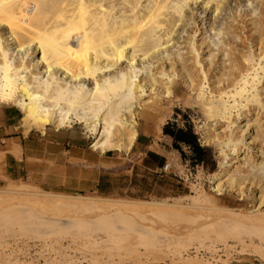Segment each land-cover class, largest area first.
Returning a JSON list of instances; mask_svg holds the SVG:
<instances>
[{
  "label": "rangeland",
  "instance_id": "obj_1",
  "mask_svg": "<svg viewBox=\"0 0 264 264\" xmlns=\"http://www.w3.org/2000/svg\"><path fill=\"white\" fill-rule=\"evenodd\" d=\"M9 1L12 0H1L0 5L3 3L8 8L12 4ZM36 1L34 0V3H44L46 6L43 5L42 7L41 4V8L38 9V6L36 10L44 14L43 20L32 22L33 27L40 30L45 26L47 27L51 22L50 20L53 22L57 17L60 19L59 17H62V14L63 16L67 14L66 9L70 11V8L77 5L75 4L77 0H56V2L52 0L53 3L50 0ZM88 1L98 3L100 0ZM122 1L110 0L109 6L104 4V8H113L111 15L108 17L110 21L121 19L120 15L122 13L118 12V6L122 5ZM134 1H123V5L126 8L128 7L129 14L126 11V15H130V11L137 8L142 12H138L141 14L139 18H135L136 15L130 17V23L133 21V23L140 24L141 28L143 27L142 29L139 28L141 34L142 31L143 33L147 32L148 36L150 31L149 33L152 32L153 36L156 35L158 39H161L159 41L151 35L149 38L147 37L148 40L144 37L146 36L144 33L143 39H147V42L164 44L153 49L151 45L150 49L148 44V50H150L148 54L151 50L155 51V58L150 59L147 58L148 56L143 57L144 59L140 58L138 65L134 64V70H139L138 74L142 71V77H146L147 74L151 73L156 76L162 74L163 79L165 78L164 81L168 83L169 80L173 81L172 84H175L179 90L174 92L170 98L142 92L140 102L143 110L138 105L134 107V104L130 106L131 108L129 107L132 112L143 111L147 113L148 111L149 114L146 120L137 121L135 124V140L128 149L108 150L103 153H99L91 147L94 137L92 129L94 127L98 129V121L94 119V115H90L93 114L91 111H88L87 114L92 120L87 118V123L71 120L62 126L46 124L43 127L31 129L27 133H22L23 127L20 119L23 116L22 113L14 105L6 104L15 107L18 111L17 126H20L21 129L17 128L18 131L29 137L35 151L42 149L45 156L50 157L51 165L55 164V166L52 167L50 176L45 179L34 174L32 177L28 176L11 183L0 182V264H44V262L45 264H48L47 262L62 264L69 258L68 256L78 255L82 250L85 253L90 251L89 254L93 251L92 254L103 256L104 259L107 258L106 260L109 258L114 260L113 262L109 261L110 263L106 261L107 264H203L204 261L214 262L215 264H264V200L258 208L249 210V204L251 203L249 192L247 191L246 195L241 198L237 195V191L233 189L234 185H238L240 181L237 175L242 166L241 164H243L242 159H232L231 162H234V164L237 161V166H227L231 169L228 168L227 173L228 176H231V179L226 180L228 182L232 180L234 183L230 184L233 185L226 187V190L222 189L219 193L212 190L210 183L212 175L221 171L219 165L222 160L221 153L227 150L225 147L226 136H223V133H220L217 129L213 130L211 128L209 133H205L201 128L204 123H216L217 127L218 125L219 127L228 126L230 125L228 118L236 115L237 109H231L232 112L229 110L230 113L226 109V106L232 104L231 98L228 100L220 99L214 94L215 92L210 91L209 82L205 78V74L208 73L206 65L214 60L209 73L214 76V78H210L213 79L212 84H217L216 75H219L223 68L227 70V67H229L224 65L226 59H228L226 57L228 52V55H234V58L237 57L236 61L239 60L240 62L243 61V58H249V56L251 58L253 54H257L260 50L264 53V41H260L263 43L261 44L247 39L250 34L255 38L258 35H264V0ZM31 2L32 0L29 3L33 4ZM54 2L56 5L59 4L58 8ZM85 2L87 1L85 0ZM64 6L65 8H63ZM133 6H135L134 10ZM46 9L51 11L48 12ZM90 9H94V7ZM133 13L135 12H132V15ZM175 13H179L178 16ZM157 15L161 17L158 18ZM156 17L157 19H155ZM53 18L55 19L53 20ZM145 18L149 21L146 22ZM143 20L144 22H142ZM37 23H39L38 26ZM20 30H17V33L14 29L13 33L18 34L17 36L24 34ZM4 31L6 32L3 27H0V33ZM137 33H139V30ZM261 37L264 40V36ZM126 50L129 51V48ZM7 52L12 53L13 58H15L14 54L17 53L13 49H9ZM26 54L32 64L31 66H35V54L31 53V50H26ZM22 55L25 56L22 52L18 53L16 57ZM254 56L252 58L255 59L256 55ZM180 58L186 59L188 64L191 63L188 71L187 69L181 71L179 63L182 60ZM171 61L174 62V68L169 70ZM227 62L230 63V61ZM244 62L246 61L244 60ZM152 65L154 66L153 69L150 67ZM260 66L264 67V64L261 63ZM128 71L126 60L120 64L118 69L112 71L107 78L114 79L115 76L120 77ZM189 73H192L191 75L196 73V76H193L195 80L192 82L195 87L189 83ZM199 73L203 76H200ZM52 74L54 73L52 72ZM55 74L57 73L55 72ZM46 75L44 79L48 80L51 76L48 78ZM57 75L56 78L58 79L59 73ZM197 76L199 79L195 78ZM64 82L67 81L64 80ZM69 84L72 85L73 83ZM86 84L84 82V85ZM148 103H152L153 107L147 108ZM78 112L83 114L84 111ZM88 115L84 114L85 117H88ZM253 117V115H247L246 120H250L246 123L244 117L241 116V120L234 124L245 129L242 133L245 134L246 142L249 143L250 148H262L264 147L261 140L264 139L263 134L261 135L260 132L262 138L256 134L260 130H258L259 128L256 126ZM116 118H120L121 122L125 121V115ZM168 122L176 123L178 126H183L186 122L191 124L199 144L207 152V158L203 165L190 166L189 153L185 147L182 149L184 152L183 157L172 149L169 138L163 135L161 130L163 125ZM261 122L264 126V120ZM118 123V121H115L114 124L116 125L113 124L110 131H114ZM253 126H256L257 129ZM206 136L210 137L209 141H205ZM215 137H220V139L214 142L212 138ZM147 152L163 156V165L167 164L166 170H159L163 165L154 170L146 169L143 160ZM64 163L72 167L70 168L72 172H69L71 183L67 187L58 183L60 179L58 164ZM239 163L240 167L238 166ZM78 165H82V170H79ZM261 166L258 175L264 177V164ZM235 167L236 172L234 171ZM232 170L234 173H232ZM228 176L226 178H229ZM82 180L83 184L78 183ZM235 182L237 183L235 184ZM254 184H252L251 194H258L259 191L256 188L260 187L262 190L263 183L259 186L258 183ZM239 187H242V185ZM49 193L50 195L81 196L115 203L137 201L161 202L169 205L160 206L157 211L152 209L148 211L150 213L146 212L144 215L143 212L133 215L132 213L114 210H106L104 214H101L98 212L99 208L92 207L87 211H83L84 213L81 211L82 214H80V210L79 212L74 210L70 212L58 207H50L48 210V208H40L37 203L27 202H30V198L33 199L37 195ZM31 194H35V196H31ZM52 208H56L54 212ZM57 208L59 211L56 214ZM151 211L153 212L151 213ZM58 214L62 216L60 217ZM107 224L110 227H118L117 225H119L128 229L126 231L122 230L123 233L118 231L119 233L116 232V234L113 232L114 228L111 229L109 226L111 232L108 229L105 230ZM133 227L139 229L136 230ZM114 230L117 231V229ZM139 230H142V232ZM89 235L90 237H88ZM160 241L165 245L162 251L168 254L173 253L178 259L177 262H146L143 258L142 260L137 258V254L143 252L144 242L152 247L153 244ZM152 251L157 253L155 250ZM152 251L149 254H154ZM51 258H54V261ZM102 258L101 260H104ZM58 260L60 262H57Z\"/></svg>",
  "mask_w": 264,
  "mask_h": 264
},
{
  "label": "bare ground",
  "instance_id": "obj_2",
  "mask_svg": "<svg viewBox=\"0 0 264 264\" xmlns=\"http://www.w3.org/2000/svg\"><path fill=\"white\" fill-rule=\"evenodd\" d=\"M30 1L31 0H12L9 1L12 2V4H10L8 8L3 3V6L0 5V27H3L6 30V32L4 31L3 33H0V103H10L22 113L23 116L20 119L22 122L23 133H27L31 129L43 127V125L46 124H51L53 126H62L64 123L71 120L79 123H84L86 121L88 122L87 118H90L87 112L91 111L93 114L90 115H94V119H97L98 121V129L95 127L92 129L94 137L91 143V147L99 151V153H103L108 150L120 151L122 148L128 149L136 138L135 124L137 123V121H143L149 117L148 111L147 113H144L143 111H138L135 113L129 109V107L134 104V107L138 105L139 108L143 110L141 108L140 102L141 93L149 92V94L153 96L161 95L163 98H170L174 94V92L179 90L177 89L178 87H176L175 84H172L173 81L171 82V80H169V83L164 81L165 78L163 79L162 74L161 76H156L154 73L147 74L146 72L147 76L142 77V71L138 74L139 70H134V64L136 63L138 65V60L140 61L141 59H144L143 57L148 56L147 58L150 59L155 58V51L151 50V52H149L150 54H148V51H150L148 50L149 47L151 49L152 46L153 49L156 46L159 47L160 45L157 40L155 41L158 44H155L153 42H151L153 43L151 44L147 42V39L152 35V32L149 33V31L148 34L150 35L148 36L146 34L147 32H144L146 35L144 36L143 31L142 34L140 33V24L138 25L137 23H133V21L132 23H130V17H134L136 15L135 18H139L141 14H139L138 12L141 11H139V8L137 7L136 8L138 9V11L137 9L134 10L136 6L135 4V6H133L134 11H130L131 16L126 15L125 12H128V7L126 8V6L123 5V0L122 5L118 6V12L122 13L120 15L121 19L117 21L112 19L110 21L108 17L109 15H111L110 13L113 8H104V4H107V6L110 5V0H98V3H90L88 0H86L87 2H85V0H77L76 3L74 2L75 4H77H74V8H70V11L68 9H66L68 11L65 10V12H68L69 15H67V13L65 14L66 16H63L62 14V17H59L60 19H58V17L56 19L53 18V20L55 19V21L52 22V20H50L51 22L48 24V26H45L43 29L40 27L42 29L40 30L38 28H34L32 22H35L36 20H40L41 22L43 20L44 14L36 11L38 6V9L41 8L40 5L42 3L37 4L34 3V0H32L33 4H30ZM50 2H52V0H50ZM55 2L54 4L56 5ZM43 5L44 3L42 4V7ZM58 5L59 4L57 3L56 7ZM44 7L46 6L44 5ZM91 7H94V9H90ZM63 8H65V6ZM47 11L49 12L51 10ZM132 12H135L136 14L133 13L132 15ZM145 14L147 15L148 12ZM178 14L175 13V15L177 16ZM159 16L160 15H157L158 18ZM157 17L155 19H157ZM147 21L149 20L146 19V22ZM142 22H144V20ZM156 24L158 23L156 22ZM38 25L39 23H37V26ZM14 29L16 31L21 29L20 32L23 31L24 34H19V36H17L18 34L15 35L13 33ZM138 30L139 33H137ZM143 36L148 38L145 40L143 39ZM154 36V39H158V36ZM259 36L261 37L264 35H258L255 38L250 34L247 39H249L251 42L253 41L254 43H261L260 41L264 40ZM158 40L160 41L161 39ZM170 40L171 38L169 39V41ZM127 48H129V51L126 50ZM9 49H13L15 50V52H17H14L15 58L12 57V53L7 52V50ZM26 50H31V53L35 54V66H31L32 64L30 63L29 58L26 54ZM22 52L25 54V56L22 55L16 57L18 53ZM228 54L229 52L226 54V57L228 59H226V63L224 61V65H227L229 67H227V70H224L223 68L222 72H220L219 75H216L217 84H212L213 79L210 78H214V76L209 73L210 66H213L214 60L206 65V70L208 71V73L205 74V78H207L209 82L210 91L215 92L214 94H216V96H218L220 99L228 100L231 98L232 104H229V106L225 105L226 109L228 110V113H230L229 110L231 111V109H237V112L234 116L229 115L231 116L228 118L230 121V125L236 123L238 120H241V116H243L246 123H248L250 119L246 120V116L253 115V120L256 126L259 128L258 130H260L258 132L259 134H256L260 135L261 132V135L263 134L262 137L264 138V126L261 122L264 120V67L260 66L261 63L264 64V53H262V51L260 50L257 54H253V56L256 55L255 59L252 58L253 56L251 58L249 56V58H243V61L241 62L239 60L236 61L237 57L234 58V55L232 56L231 53V55ZM126 60L127 66L129 68L128 73L125 72L120 77L115 76L114 79L107 78V76L112 71L118 69V67H120V64L122 62H125ZM181 60L182 62L179 63V65L181 66V71L183 72V70L186 69L188 71V68L190 66L189 64L191 63L188 64V61L183 58ZM244 60L246 62H244ZM227 61H230V63H228ZM170 63L169 65L171 66L169 67V70L170 68H174V62L171 61ZM150 67L152 69L154 68L153 65ZM259 69L260 71H258ZM52 72L54 74H52ZM55 72L57 74L59 73V80L56 78L57 74H55ZM160 73L161 71L159 72V74ZM191 74L192 73H189V77H187L189 78V83H191V86L195 87L192 82H194L193 80H195L193 76H196V73L193 75ZM199 74L197 75L199 76ZM45 75L48 76V78L49 76L51 77L48 80H45ZM201 75L202 74H200V76ZM198 76L195 78H198ZM61 80L63 81L61 82ZM64 80L67 82H64ZM71 82L73 83L72 85L69 84ZM84 82L89 84V86H87V84L84 85ZM197 85L196 87H198ZM241 102L244 103L242 104ZM146 107L151 108L153 107V104L148 103ZM81 110L84 111L83 114L78 112ZM84 114L88 115V117H85ZM122 115H125V121L123 122L120 121V118H116L117 116ZM115 121H118L119 123L117 124V127L114 128V131H110V128ZM230 125H225V127H219L218 125L217 127L216 123H204L201 126L202 130H204L205 133H209L212 128L213 130L217 129L220 133H223V136H226L225 147L227 148V150L221 153L222 160L219 163L221 171L212 175L210 183L212 185V190L216 191L217 193H219L222 189L226 190V187L228 186L231 187L233 184L231 185L230 183L234 182H232V180L230 182L227 181L231 179V176H228L229 174H227L228 168L230 169V167L227 168V166H237V161L234 164V162H231L232 159H242L241 162L243 164H241L242 166L240 165L241 162L238 164V166L240 165L241 168L240 170H238V175L236 174L240 179V183L238 182L237 185V182H235L238 187L240 185H242V187L236 188V185H234L235 187L233 189L237 191V195L241 198L244 197L246 195V192L248 191L251 201V203L249 204V210H254L258 208V206L264 200V177L258 175L259 169L262 167L261 165L264 164V147L250 148L249 143L246 142L247 140L245 139V134L242 133V131H244L245 129L239 127L237 124L231 125L232 128ZM261 135L259 137H261ZM219 139L220 137H215L212 138V141L217 142ZM209 140L210 137L206 136L205 141ZM261 140L264 142V139ZM263 142L262 144L264 145ZM235 169L234 171L236 172L237 169ZM234 171L232 173H234ZM240 172H242L243 174H241ZM226 176H228L229 178H226ZM224 180L226 183L224 182ZM254 183H258V186L259 184L263 183V191L260 187H258L256 189L257 191H259V193L257 192L258 194H251L252 184ZM243 185H245V187H243ZM259 188L260 190H258ZM32 195L35 196V194H31V196ZM30 199V202L27 201L28 203H37V205L42 209L48 208L49 210L50 207H58L59 209H66L70 212L71 210L78 212L80 210V214H82L81 211H87L90 207H92L95 209L99 208L98 212H100L101 214H104V211L106 210H114L129 214L132 213L133 215L143 212L144 215V213L146 212L150 213L148 211L152 209H155L153 211H157V208H159L160 206L169 205L161 202L137 201L115 203L113 201H101L100 199L86 198L81 196L73 197L54 194L50 195V193L40 194L37 195V197L35 196V198ZM173 205L175 206L176 204ZM55 209L56 208L53 209V212ZM59 209L57 210V212L55 211L56 214L58 213ZM153 211H151V213ZM65 214H63V216H65ZM188 221L190 222L189 219ZM106 226L107 227L105 228V230H109L110 228L117 229V231L113 229V232L115 233L118 231L122 232V230L126 231L128 229H126L125 227H120L119 225H117L118 227H110L109 224H107ZM108 226L110 228H108ZM133 228H136V230L139 229L137 227ZM133 231H135V229H133ZM139 231L142 232V230ZM106 235L107 234L105 233V236ZM88 237H90V235ZM98 242L100 241L98 240ZM150 243L152 244V242ZM163 246L165 245L161 243V241L157 242V244H153L152 247H149L147 243L144 242L142 246L143 252L137 254V258L140 260H142L143 258V260H145L146 262H177L178 259L174 256L173 253L168 254L162 251ZM152 250H155L157 253H154ZM151 251L154 254H149V252ZM89 252L90 251H88V253H85L82 250L78 255H72L73 257L68 256L69 258L65 257L67 259L62 264H107L106 261L108 263L114 261L110 258V260H106V256V259H104L103 256L94 255L92 254L94 253L93 251L91 252V254H89ZM101 258L104 260H101ZM51 259H53L54 261V258ZM57 262L60 261L58 260ZM47 263L52 264L51 262ZM203 264L215 263L204 261Z\"/></svg>",
  "mask_w": 264,
  "mask_h": 264
},
{
  "label": "crops",
  "instance_id": "obj_3",
  "mask_svg": "<svg viewBox=\"0 0 264 264\" xmlns=\"http://www.w3.org/2000/svg\"><path fill=\"white\" fill-rule=\"evenodd\" d=\"M6 104H0V182L11 183L28 176L32 177L34 174L42 179L49 177L55 164L51 165L50 157L45 156L42 149L35 151L29 137L18 131L17 128L20 129V126H17L18 111ZM58 166L60 167L58 183L67 187L71 183L69 172H72L70 169L72 167L65 163ZM78 167L82 170V165ZM78 183L83 184V180Z\"/></svg>",
  "mask_w": 264,
  "mask_h": 264
},
{
  "label": "trees",
  "instance_id": "obj_4",
  "mask_svg": "<svg viewBox=\"0 0 264 264\" xmlns=\"http://www.w3.org/2000/svg\"><path fill=\"white\" fill-rule=\"evenodd\" d=\"M162 134L170 140L172 149H174L181 157L184 156L182 149L185 147L189 153L190 166L203 165L207 158L206 149L198 142V138L193 132L190 123H184L178 126L176 123H166L162 127ZM150 161V162H149ZM164 157L153 152H147L143 160L146 169L159 168L163 165Z\"/></svg>",
  "mask_w": 264,
  "mask_h": 264
},
{
  "label": "built area",
  "instance_id": "obj_5",
  "mask_svg": "<svg viewBox=\"0 0 264 264\" xmlns=\"http://www.w3.org/2000/svg\"><path fill=\"white\" fill-rule=\"evenodd\" d=\"M167 168V164L163 165L161 168H159V170H166Z\"/></svg>",
  "mask_w": 264,
  "mask_h": 264
}]
</instances>
